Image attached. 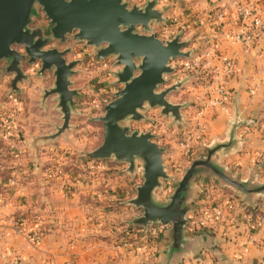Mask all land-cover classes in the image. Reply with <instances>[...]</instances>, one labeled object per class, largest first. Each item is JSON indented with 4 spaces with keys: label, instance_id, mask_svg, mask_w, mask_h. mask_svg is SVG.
<instances>
[{
    "label": "crops",
    "instance_id": "1",
    "mask_svg": "<svg viewBox=\"0 0 264 264\" xmlns=\"http://www.w3.org/2000/svg\"><path fill=\"white\" fill-rule=\"evenodd\" d=\"M146 1L130 0V4L143 5ZM242 1L215 4L209 0H157L156 8H167L164 17L170 23L151 27L162 41L182 32L181 40L189 41L185 50H193L190 58L200 54L201 36L220 43L218 54L230 59L235 70L227 88L229 102L225 109L207 108L205 132L197 131L194 125L199 119H189L195 129L184 133L188 147L183 149L186 153L197 148L204 151V146L227 141L235 124L236 143L216 154L215 160L242 181L252 179L264 184V0H248L257 3L262 18L261 39L252 48L232 43L215 23L200 22L213 8L223 6L231 13ZM34 25L47 27L42 13ZM161 30L170 37H160ZM71 43L80 53L72 50L66 55L67 61H80L71 77V88L77 89L79 96L74 99L69 129L55 139H42L63 124L57 96L43 98L44 91L53 86L52 73L38 76L39 63H25L23 70L29 78L18 84L19 92L11 91L13 75H0V111L12 106L21 110L14 108L17 131L0 137V264H11L3 255L9 260L16 258L17 264H165L168 249L164 235L169 225L157 237H150L148 232L142 236L138 230L148 231L159 224L147 229L130 227L132 219L142 215L141 209L128 204L143 182L141 171L131 176L126 171L128 165L118 163L115 165L121 167L113 171L103 170L98 162L90 164L88 170L82 161L83 166L78 163L69 167L74 147L89 144L94 148L101 137L99 123L88 117L98 112L95 101L99 97H94L89 83L93 74L101 76L99 82L112 85L106 91L112 95L122 87L114 84L113 71L121 67L114 66L113 57L99 61L94 47L85 42ZM47 47L65 49L57 42ZM5 66L6 62L0 61V71ZM168 100L177 103L170 94ZM188 111L182 110L185 118ZM156 143L166 148L163 163L170 179L161 180L154 194L158 201L166 202L174 189L168 163L174 166L173 156L179 155L175 142L171 148ZM86 152L79 150L80 159ZM108 161L106 164L111 165ZM193 189L189 204L195 209L187 214L185 228L191 249L170 264H264V224L253 226L256 218L264 217V192L242 194L206 176L197 179ZM214 201L224 205L226 218L201 221V211L211 209ZM18 218L26 219L22 232L13 224ZM35 230L43 232L38 244L30 239Z\"/></svg>",
    "mask_w": 264,
    "mask_h": 264
},
{
    "label": "water",
    "instance_id": "2",
    "mask_svg": "<svg viewBox=\"0 0 264 264\" xmlns=\"http://www.w3.org/2000/svg\"><path fill=\"white\" fill-rule=\"evenodd\" d=\"M156 6L157 0H147L143 5H131L130 0H0V61L6 62L0 75H13L11 91L19 92L18 84L29 78L23 70L25 63H39L38 76L52 73L53 86L44 91L43 98L57 96L63 124L54 134L42 137L50 140L70 127L74 99L79 96V91L71 88V77L80 61H67L70 48L60 50L47 45L53 42L65 44L68 40L85 42L95 48L97 60L114 58V66L121 67L113 71L114 84L122 87L115 93L113 101L104 107V115L93 119L104 125L102 143L83 153V157L91 161L111 160L127 164L126 171L131 176L137 170L141 171L143 182L128 204L141 209L142 215L132 219L130 227L147 229L168 224L164 235L168 249L165 264H170L191 249L185 228L187 214L195 209L189 201L197 179L213 177L219 184L246 195L263 193L264 184L252 179L242 181L216 162V154L229 150L236 143L234 124L227 141L204 146V154L192 161L174 184L166 202L156 199L154 191L161 187V180L170 179L163 163L166 148L154 141L156 135L151 131H131L128 121L144 119L142 111L148 106L160 108L161 114L183 126L184 105L171 103L168 95L179 90L184 81L161 91L158 89L166 83L165 76L174 73L171 62L189 59L193 52L185 50L189 41L181 40L182 32L166 41L155 35L152 24L170 23L164 17L167 8ZM40 13L48 22L47 27L34 25Z\"/></svg>",
    "mask_w": 264,
    "mask_h": 264
},
{
    "label": "built area",
    "instance_id": "3",
    "mask_svg": "<svg viewBox=\"0 0 264 264\" xmlns=\"http://www.w3.org/2000/svg\"><path fill=\"white\" fill-rule=\"evenodd\" d=\"M215 4H222L225 0H209ZM217 11L213 17L205 16L200 22L215 23L220 27L224 37H227L232 43L240 44L246 48H252L256 46L262 36V18L260 13V7L257 3L243 0L236 5L235 10L231 13L221 6L217 7ZM200 54L189 58L177 60L179 72L186 76H192L191 81L198 85L200 90V96L204 99V108H196L197 116L201 117L207 108H222L225 109L229 102V94L227 91L230 78L234 74V65L230 59L220 56V43L214 38H205L201 36ZM217 61H214L213 59ZM194 89V88H193ZM102 96L104 93H101ZM102 101H106L104 97H100ZM99 99L95 101V105L98 106ZM13 124V120L10 121L9 126ZM6 126V125H3ZM0 124V137L6 136L7 132L4 131V127ZM200 132H205L208 128V122L206 120L198 123ZM183 148L188 147V143L181 141ZM211 193V191H208ZM201 221L206 218L225 219V207L222 203L214 201L211 205V209L201 211ZM13 224L17 231L22 232L25 225V218H18L13 220ZM264 224V217L259 216L255 219L253 226L261 227ZM167 224H159L156 227L150 228L148 231L138 230L142 235L143 233H149L150 237H157L160 231L166 227ZM30 239L34 244L40 243L43 232L42 230L32 231ZM3 259L9 261L11 264H17L18 260L13 258L8 259V256L3 255Z\"/></svg>",
    "mask_w": 264,
    "mask_h": 264
},
{
    "label": "rangeland",
    "instance_id": "4",
    "mask_svg": "<svg viewBox=\"0 0 264 264\" xmlns=\"http://www.w3.org/2000/svg\"><path fill=\"white\" fill-rule=\"evenodd\" d=\"M166 26H169V23L166 24ZM162 31H164V30H161L158 34L160 37H162L163 39H167L170 37V35L165 34ZM71 42H72V40H68L67 43L61 44V47L65 48V49L70 48L71 51L74 50L76 55L80 54L77 52L79 47L74 48L73 44ZM70 45H72V47ZM13 47H15V46H13ZM183 59L184 58H182V60ZM178 65H180V64L179 63L177 64V61H175V60H173L171 62V66L174 68V73L167 74L165 76L166 83L164 85H161L158 90L161 91L167 87H170V86L176 84L178 81H184L182 87L179 90L172 92L170 94V99H172L174 102H177L179 104H183L184 105L183 111L189 110L188 112H186V118L184 117L185 113L183 116V118H185L186 121H188V122H185V120H184V124L181 127V126L173 123L171 117H166L163 114H161L160 108H158V107L150 108L148 106L145 110L142 111V114L145 117L144 119H142L140 121H135V120H129L128 121V125L130 126L131 131H139V132H148V131L153 132V131H155V133H153L154 135H156V138L154 139V141L160 142L162 145H164L166 147L168 145V147L171 148L172 147L171 143L175 142L174 144H176L177 149H179V150H177L175 148V150L177 151L176 155H179V156H175V155L173 156L175 159L174 161L176 163V164L173 163L174 166H171L168 163L169 171H172V173H173L172 180H171L172 184H175L176 181H178L177 180L178 178L181 179L182 174H181V176H179L180 173L185 172V170L191 165L192 161L195 158L204 154V151L202 149L199 150L200 148L199 149L197 148V150H194L193 152L186 153L185 152L186 150L183 149V146L180 143H181V141H185V139H186V137L184 136V133H191V130H194L195 127H196L197 131H200V128L198 127V123L200 121L206 120L205 117L207 116L206 114H208L207 111H204L203 114L201 115V117H199V118L196 117L197 116V113H195L196 108H198V109L204 108V106H203L204 105L203 104L204 99H202V97L200 96L201 94H200V90H198L197 83L195 84L194 82L191 81L192 76H186V75H183V73L179 72L177 69L179 67ZM93 75L94 76L91 79L93 81H91L89 83H90L91 89L93 90L94 97L95 98L99 97L100 102L98 103V106H96V110L98 111L97 113L93 112L91 114H88V113H90V111L86 112L89 115L88 117H90L91 120L95 117L103 116L105 113L104 107L107 104H109L111 101H113V99L115 98L114 94L112 95L111 92H106V91H109L108 88H111L112 85H110V83L109 84H103V82H99V80L101 79V76L99 74L96 73ZM187 77H189L190 79L185 81V79ZM104 86H109V87H104ZM192 90L194 91V94H191ZM97 93H99V94H97ZM101 93H104V95L102 96ZM195 93H197V94H195ZM100 97H104V99H106V101L105 102L102 101V99H100ZM14 108L16 109L17 112L21 111L16 106H12L11 109H5L4 108V109H1V111H0V124L2 126L6 125V126H3L4 127L3 129H4V131L6 130V132H7L6 135H8V136L10 135V133H12V132L15 133V131H17L16 121H15L16 111ZM192 109H194V110H192ZM195 118H197L199 120H196V122L194 124L195 127H193V126H191V124H190L191 122L189 121V119H195ZM12 120H13V124L11 126H9V123ZM99 126L101 127V137H100L99 142L96 145V147L92 148V147H90L91 145H89V144H82V145L74 147V149H72L70 151V152H73L72 153L73 158L71 157V160H69L70 161L69 163H71V164L68 163L70 165L69 167H72V165H74V164L78 165V163L80 165H82V163H83L84 165H86V167H84V169H87V168H92V166H90V164L95 165L97 162H98L97 165L101 166L103 170L113 171L114 169H119L121 167L120 165L116 166L115 162H112V161H108L107 163H110L111 165H107L105 162L107 160L91 161V160L85 159L83 156L80 159L79 150H86L87 152H90V151H92V149L94 150L97 147H99L100 144L102 143L103 136H104V125L102 123H99ZM145 130H148V131H145ZM169 133H172V135ZM201 133H200V135L202 136ZM202 138H203V136H202ZM194 149H196V148L194 147ZM165 157H167V159L169 160L167 155ZM80 161H82V163H80ZM68 164L66 163V166ZM74 169H77V168H74ZM141 179H142V177H141ZM31 233H33V232H31Z\"/></svg>",
    "mask_w": 264,
    "mask_h": 264
},
{
    "label": "trees",
    "instance_id": "5",
    "mask_svg": "<svg viewBox=\"0 0 264 264\" xmlns=\"http://www.w3.org/2000/svg\"><path fill=\"white\" fill-rule=\"evenodd\" d=\"M217 9H218L217 7L213 8L212 11L207 16L213 17L215 15V12L217 11Z\"/></svg>",
    "mask_w": 264,
    "mask_h": 264
}]
</instances>
